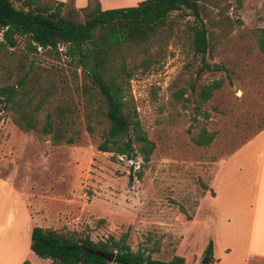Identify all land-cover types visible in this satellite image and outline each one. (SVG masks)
I'll use <instances>...</instances> for the list:
<instances>
[{
  "label": "rangeland",
  "instance_id": "rangeland-1",
  "mask_svg": "<svg viewBox=\"0 0 264 264\" xmlns=\"http://www.w3.org/2000/svg\"><path fill=\"white\" fill-rule=\"evenodd\" d=\"M139 1L104 0L102 8L128 7ZM18 3L13 0L15 6ZM200 17L210 42L207 59L227 71L204 72L195 79L198 58L185 32L152 53L156 61L149 69L134 70L126 97L154 143L143 166L138 165L139 158H113L112 153L97 150L99 136L82 132L72 145H51L19 131L0 113V176L13 180L36 226L64 225L78 231L87 226L93 239L127 231L131 250L151 248V257L160 260L179 255L183 264L205 261L203 250L217 229L215 212L206 211L204 204L190 223L185 214L195 213L214 163L263 123L264 61L250 29L264 27V0H222L217 7L207 5ZM184 20L192 23L191 17ZM66 61L62 56L57 64L67 67ZM219 77L221 86L199 104L207 112L206 119L196 110V93L201 84ZM200 126L215 132L208 146H197L189 139ZM134 171L141 172L139 178ZM215 174L213 188L221 184ZM218 212L220 224L223 215ZM227 247L226 252L233 250V254L219 264H236V250L231 243ZM212 251L213 256L218 254L217 249ZM29 259L30 264H49L32 252Z\"/></svg>",
  "mask_w": 264,
  "mask_h": 264
},
{
  "label": "trees",
  "instance_id": "trees-1",
  "mask_svg": "<svg viewBox=\"0 0 264 264\" xmlns=\"http://www.w3.org/2000/svg\"><path fill=\"white\" fill-rule=\"evenodd\" d=\"M15 1L18 6L0 0V113L19 131L51 145H72L85 132L99 136L97 150L113 158H139L143 166L154 143L126 97L134 70L149 69L156 61L152 53L185 32L198 58L195 79L204 72L227 71L207 59L210 42L200 17L207 5L217 7L222 0H141L108 9H101L98 0H85L80 8L58 0ZM250 34L264 61V27H253ZM62 56L67 67L57 64ZM221 84L220 77L211 79L196 93V110L206 119L199 104ZM214 136L200 126L189 139L208 146ZM134 172L139 178L141 172ZM126 240L127 231L93 239L87 226L83 231L33 226L29 248L49 264H183L179 255L160 260L151 257V248L131 250ZM204 253L199 264L210 262V243Z\"/></svg>",
  "mask_w": 264,
  "mask_h": 264
},
{
  "label": "crops",
  "instance_id": "crops-1",
  "mask_svg": "<svg viewBox=\"0 0 264 264\" xmlns=\"http://www.w3.org/2000/svg\"><path fill=\"white\" fill-rule=\"evenodd\" d=\"M70 1L76 8L85 5V0ZM98 2L100 8L105 9L102 8L104 0ZM213 167L195 213L186 219L193 222L204 204L206 211L215 212L217 229L213 241L208 242L211 260L207 264L226 262L233 254V250L226 252L229 243L239 256L236 264H264V124L227 156L217 160ZM215 171L221 184L213 188ZM218 211L223 215L220 224ZM33 226L36 225L30 210L13 180L10 176H0V264H21L24 260L30 264ZM213 248L218 251L215 256Z\"/></svg>",
  "mask_w": 264,
  "mask_h": 264
},
{
  "label": "water",
  "instance_id": "water-1",
  "mask_svg": "<svg viewBox=\"0 0 264 264\" xmlns=\"http://www.w3.org/2000/svg\"><path fill=\"white\" fill-rule=\"evenodd\" d=\"M205 264H207V263L205 262Z\"/></svg>",
  "mask_w": 264,
  "mask_h": 264
}]
</instances>
